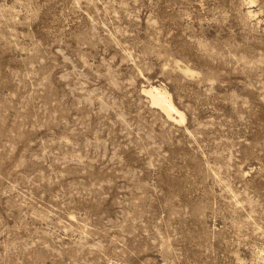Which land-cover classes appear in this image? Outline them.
Masks as SVG:
<instances>
[{"label": "rangeland", "instance_id": "374dc122", "mask_svg": "<svg viewBox=\"0 0 264 264\" xmlns=\"http://www.w3.org/2000/svg\"><path fill=\"white\" fill-rule=\"evenodd\" d=\"M0 264H264V0H0Z\"/></svg>", "mask_w": 264, "mask_h": 264}, {"label": "bare ground", "instance_id": "6f19581e", "mask_svg": "<svg viewBox=\"0 0 264 264\" xmlns=\"http://www.w3.org/2000/svg\"><path fill=\"white\" fill-rule=\"evenodd\" d=\"M248 12L252 13V10H249ZM184 70L191 74L194 73V70L190 67H185ZM144 91L149 94L152 103L158 105L169 118L175 119L178 116L181 121L185 119V114L175 105L172 99L173 97L171 96L172 94L169 93L167 89L152 84L148 88H144Z\"/></svg>", "mask_w": 264, "mask_h": 264}]
</instances>
